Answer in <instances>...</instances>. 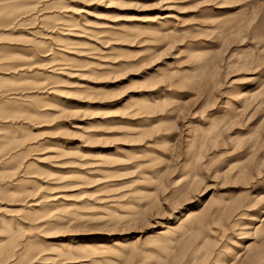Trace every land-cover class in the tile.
Returning <instances> with one entry per match:
<instances>
[{"label":"rangeland","instance_id":"374dc122","mask_svg":"<svg viewBox=\"0 0 264 264\" xmlns=\"http://www.w3.org/2000/svg\"><path fill=\"white\" fill-rule=\"evenodd\" d=\"M0 264H264V0H0Z\"/></svg>","mask_w":264,"mask_h":264},{"label":"bare ground","instance_id":"6f19581e","mask_svg":"<svg viewBox=\"0 0 264 264\" xmlns=\"http://www.w3.org/2000/svg\"><path fill=\"white\" fill-rule=\"evenodd\" d=\"M116 245H117V244H115L114 246H116ZM114 246H113V247H114ZM58 247H62V244H59Z\"/></svg>","mask_w":264,"mask_h":264}]
</instances>
